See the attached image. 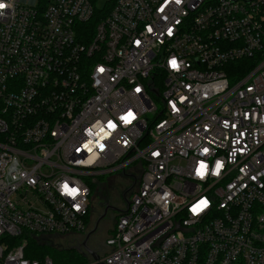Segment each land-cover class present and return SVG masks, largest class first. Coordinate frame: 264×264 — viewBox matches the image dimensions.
Instances as JSON below:
<instances>
[{
    "label": "built area",
    "instance_id": "obj_1",
    "mask_svg": "<svg viewBox=\"0 0 264 264\" xmlns=\"http://www.w3.org/2000/svg\"><path fill=\"white\" fill-rule=\"evenodd\" d=\"M2 2L0 264L67 238L83 264H264V0ZM118 171L94 259L90 186Z\"/></svg>",
    "mask_w": 264,
    "mask_h": 264
},
{
    "label": "rangeland",
    "instance_id": "obj_2",
    "mask_svg": "<svg viewBox=\"0 0 264 264\" xmlns=\"http://www.w3.org/2000/svg\"><path fill=\"white\" fill-rule=\"evenodd\" d=\"M95 184V188L92 190L91 195V220L95 217V214L99 212L100 209H103L106 203L110 205H123V200L121 195L124 194L126 189L128 188L129 181L126 176L122 174L121 171L115 172L113 174H106L104 178L99 181L93 182ZM123 207V206H122ZM103 210H101L102 212ZM104 225L105 230L104 234L107 238L111 233V226L109 223V219L102 221L100 227ZM79 237V236H78ZM59 243H70L74 246L79 244V238H67L62 240H57ZM66 245V244H64Z\"/></svg>",
    "mask_w": 264,
    "mask_h": 264
},
{
    "label": "trees",
    "instance_id": "obj_3",
    "mask_svg": "<svg viewBox=\"0 0 264 264\" xmlns=\"http://www.w3.org/2000/svg\"><path fill=\"white\" fill-rule=\"evenodd\" d=\"M95 187V184H91V195ZM27 256L37 259L49 257L53 264H83L87 261L74 245L47 240L44 242L31 240Z\"/></svg>",
    "mask_w": 264,
    "mask_h": 264
},
{
    "label": "flooded vegetation",
    "instance_id": "obj_4",
    "mask_svg": "<svg viewBox=\"0 0 264 264\" xmlns=\"http://www.w3.org/2000/svg\"><path fill=\"white\" fill-rule=\"evenodd\" d=\"M136 184H137V182L135 180H133L130 183L129 188L124 192L123 195H121L122 200H123V205H122L123 207L118 206V205H110L109 203H106L104 205L105 207L103 209H100L99 212L95 214V217L93 218V220H91V226H90L88 232H90L94 228H95V231L89 237V239L87 241V247L94 249L96 251H102L104 249V243H105V239H106L105 234H104L105 227H104V225H102L100 227V225H101L102 221L109 219V223H110V225H112L111 229L113 228V226L115 225V222H116L117 218L119 217L121 211L125 207L128 206L129 201H130V197H131V193L134 190ZM101 210H103V211L101 212ZM101 216H103V217L100 218ZM79 245H77L75 247H77L79 249L80 248Z\"/></svg>",
    "mask_w": 264,
    "mask_h": 264
},
{
    "label": "snow or ice",
    "instance_id": "obj_5",
    "mask_svg": "<svg viewBox=\"0 0 264 264\" xmlns=\"http://www.w3.org/2000/svg\"><path fill=\"white\" fill-rule=\"evenodd\" d=\"M177 2L179 3L180 0H177ZM0 7H3V6H0ZM170 63L172 65V67H174V68L177 67V63H176L175 60H172ZM137 91H139V89H137ZM121 119L124 120L125 123H130L131 120L134 119V116H133V114L131 112H129L127 114V116H122ZM109 126L113 127V128L115 127V125L112 124L111 122H109ZM205 151H207V150H205ZM221 166L222 165L220 163L217 164V166H216L217 172H219V169L221 168ZM204 174H205V165L201 164L200 167L197 169V175L203 176ZM64 190L69 195H73V196L77 192V189L69 188V186L67 184L64 185ZM207 204H208V202L206 200L199 201L198 204L193 206V209H192L193 213L196 214V213L201 212L205 207H207Z\"/></svg>",
    "mask_w": 264,
    "mask_h": 264
},
{
    "label": "water",
    "instance_id": "obj_6",
    "mask_svg": "<svg viewBox=\"0 0 264 264\" xmlns=\"http://www.w3.org/2000/svg\"><path fill=\"white\" fill-rule=\"evenodd\" d=\"M103 216H101L100 218H102ZM95 231V228L93 229V230H91L90 232H88L86 235H85V237H84V239H83V241H82V247H83V249L86 251V252H88L94 259H97V256H96V254H94L88 247H87V241H88V239H89V237L92 235V233Z\"/></svg>",
    "mask_w": 264,
    "mask_h": 264
},
{
    "label": "clouds",
    "instance_id": "obj_7",
    "mask_svg": "<svg viewBox=\"0 0 264 264\" xmlns=\"http://www.w3.org/2000/svg\"><path fill=\"white\" fill-rule=\"evenodd\" d=\"M0 6H3V7H0V9H3L5 8L6 6L10 7L11 5H6L5 3L2 2V0H0ZM3 13H0V15H2Z\"/></svg>",
    "mask_w": 264,
    "mask_h": 264
}]
</instances>
